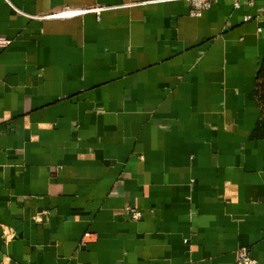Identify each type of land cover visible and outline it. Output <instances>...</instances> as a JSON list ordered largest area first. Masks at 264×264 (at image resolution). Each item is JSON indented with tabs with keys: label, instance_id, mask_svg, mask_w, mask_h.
Instances as JSON below:
<instances>
[{
	"label": "crops",
	"instance_id": "crops-1",
	"mask_svg": "<svg viewBox=\"0 0 264 264\" xmlns=\"http://www.w3.org/2000/svg\"><path fill=\"white\" fill-rule=\"evenodd\" d=\"M212 3L0 0V264H264V0Z\"/></svg>",
	"mask_w": 264,
	"mask_h": 264
},
{
	"label": "built area",
	"instance_id": "built-area-1",
	"mask_svg": "<svg viewBox=\"0 0 264 264\" xmlns=\"http://www.w3.org/2000/svg\"><path fill=\"white\" fill-rule=\"evenodd\" d=\"M191 2L193 6V10L191 12L194 17H201L204 12L210 10L213 7L212 0H188ZM104 8H98L95 10H86V9H75L71 7H65L62 11L54 13L48 16V19L52 20H71L74 18H80L86 16L90 13H96L100 15ZM262 16L264 19V7L262 11ZM12 45V41L6 38H0V49H7ZM127 212L129 216L134 221H139L142 218V214L139 210L135 208H127ZM90 234H86L84 240L86 241L90 238ZM236 264H259L256 260H254L249 251L247 249H242L238 252L237 262Z\"/></svg>",
	"mask_w": 264,
	"mask_h": 264
},
{
	"label": "trees",
	"instance_id": "trees-1",
	"mask_svg": "<svg viewBox=\"0 0 264 264\" xmlns=\"http://www.w3.org/2000/svg\"><path fill=\"white\" fill-rule=\"evenodd\" d=\"M256 97L259 101V103L262 106L263 110V118L258 123L254 133L253 138L256 140H264V61L260 67L258 76H257V91H256Z\"/></svg>",
	"mask_w": 264,
	"mask_h": 264
},
{
	"label": "rangeland",
	"instance_id": "rangeland-1",
	"mask_svg": "<svg viewBox=\"0 0 264 264\" xmlns=\"http://www.w3.org/2000/svg\"><path fill=\"white\" fill-rule=\"evenodd\" d=\"M264 108V107H263Z\"/></svg>",
	"mask_w": 264,
	"mask_h": 264
}]
</instances>
